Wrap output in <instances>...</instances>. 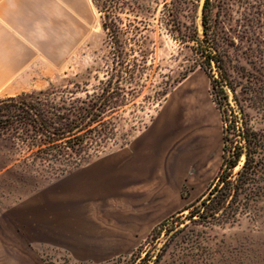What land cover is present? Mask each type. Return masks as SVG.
<instances>
[{"label":"rangeland","instance_id":"rangeland-1","mask_svg":"<svg viewBox=\"0 0 264 264\" xmlns=\"http://www.w3.org/2000/svg\"><path fill=\"white\" fill-rule=\"evenodd\" d=\"M176 3L181 7L178 21L185 31L193 26L200 29L199 0ZM141 5L151 13H146L152 26L148 40L154 46L147 79L118 111L113 121L115 136L99 154L72 172L51 176L46 168L34 166L30 160L23 162L32 152L25 145L14 146L0 136V264H117L140 248L158 252L165 244L159 264H264V199L232 224L205 229L200 224L191 226L181 217L182 224L174 230L179 232L171 240L174 231L167 236L165 232L169 225L163 227L158 239L148 237L160 223L169 221L206 191L221 161V138L219 113L207 76L193 64L189 48L172 37L169 27L160 28L161 24H172L163 3L156 7L150 0H142ZM230 10L225 22L227 27H234L240 20V8L235 3ZM260 12L262 20L256 35L264 45V7ZM120 18L123 26L140 21L128 14ZM246 38L252 39L250 35ZM61 45L58 41L57 51L50 52L49 60L36 61L40 73L20 74L0 83V99L50 87L58 89L69 81H82L88 69L94 76V69L102 68L109 43L91 0L82 25H73L72 42L67 39L64 44L66 58H60ZM187 84L198 88V105L207 119L205 126L194 130L178 107L181 88ZM165 91L168 93L163 96ZM170 107L186 130L178 132L176 140L162 147L160 153L150 154L144 166H138L137 137L153 122L162 118L168 122ZM252 116L251 123L264 128ZM113 159L118 160L119 170L130 176L131 182L122 189L119 186L128 194L123 195L119 189L102 198L83 196L88 188L82 175ZM65 185L71 190L62 191Z\"/></svg>","mask_w":264,"mask_h":264},{"label":"trees","instance_id":"trees-1","mask_svg":"<svg viewBox=\"0 0 264 264\" xmlns=\"http://www.w3.org/2000/svg\"><path fill=\"white\" fill-rule=\"evenodd\" d=\"M141 1L91 0L109 43L103 66L94 69V76L88 69L82 81L0 99V136L32 151L24 163L30 160L51 176L62 175L88 163L114 138L113 121L144 86L153 53L148 40L152 26L146 16L151 13ZM150 2L156 7L163 3L172 24L160 28L169 27L207 76L221 122V161L215 176L202 196L152 230L148 237L156 240L165 225L166 236L181 225V217L191 226L210 229L236 222L264 199V128L251 123L254 115L264 125V45L256 35L264 0H205L200 29L193 26L188 31L178 21L181 7L176 0ZM235 3L240 20L227 27ZM122 14L140 21L123 26ZM166 246L158 252L140 248L117 264H159Z\"/></svg>","mask_w":264,"mask_h":264},{"label":"crops","instance_id":"crops-1","mask_svg":"<svg viewBox=\"0 0 264 264\" xmlns=\"http://www.w3.org/2000/svg\"><path fill=\"white\" fill-rule=\"evenodd\" d=\"M88 7L89 0H0V83L11 81L12 76L40 73L39 67L35 68L36 61L49 60L52 57L50 52L57 51L58 41L62 43L60 58H66L64 44L67 39L72 42L73 25H82L83 16L88 12ZM181 105L182 100L180 99L178 102L180 113L183 110ZM185 116L190 121L192 130L201 128L202 124H207L204 109L201 106L192 107L190 112L185 110ZM168 117V122L164 123L163 118L153 122L145 127L137 137L136 161L138 166H144L145 160L150 158V154L160 153L162 147L168 146L171 141L176 140L178 132L186 130V126L178 122L174 108H169ZM107 164H98L82 177L86 181L88 175L99 171V168ZM110 164H113L116 180L122 189L131 182L130 176L119 170L117 159H113ZM120 179L125 182H121ZM135 182L140 181L135 180ZM85 186L88 188L87 184ZM68 189L71 190V187ZM121 189L120 192L123 195L128 194L122 192ZM87 193L90 194L89 190ZM39 213L43 217L44 211Z\"/></svg>","mask_w":264,"mask_h":264},{"label":"bare ground","instance_id":"bare-ground-1","mask_svg":"<svg viewBox=\"0 0 264 264\" xmlns=\"http://www.w3.org/2000/svg\"><path fill=\"white\" fill-rule=\"evenodd\" d=\"M197 90L198 88H196L192 84L190 85L187 84L181 88V91H180V96L182 97L181 107L183 108L184 112L185 110L187 111L191 110L192 107L193 108L199 107ZM190 92L192 93L190 94ZM186 97L188 98L186 99ZM184 98L186 100H184ZM98 170L99 171L97 172L94 171L90 175H88L86 184L88 186V190L90 194L85 193L83 196L91 197V198H97V197L102 198L106 196V194H108L109 192H112V191L117 192L120 189L119 182L116 180L117 177H116V174L114 173L113 164L109 163L99 168ZM68 188L70 187L65 185L60 189H62V191L66 189L68 191L69 190Z\"/></svg>","mask_w":264,"mask_h":264},{"label":"water","instance_id":"water-1","mask_svg":"<svg viewBox=\"0 0 264 264\" xmlns=\"http://www.w3.org/2000/svg\"><path fill=\"white\" fill-rule=\"evenodd\" d=\"M204 2H205V0H199L198 15H197L199 19L201 18V15H202V9L204 6Z\"/></svg>","mask_w":264,"mask_h":264}]
</instances>
